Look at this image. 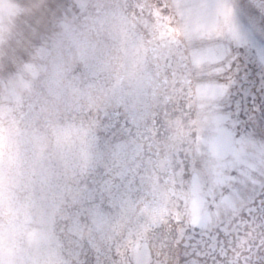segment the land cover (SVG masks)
Wrapping results in <instances>:
<instances>
[{"label": "snow or ice", "instance_id": "1", "mask_svg": "<svg viewBox=\"0 0 264 264\" xmlns=\"http://www.w3.org/2000/svg\"><path fill=\"white\" fill-rule=\"evenodd\" d=\"M101 3L79 47L105 100L0 109V264H264V0Z\"/></svg>", "mask_w": 264, "mask_h": 264}, {"label": "clouds", "instance_id": "2", "mask_svg": "<svg viewBox=\"0 0 264 264\" xmlns=\"http://www.w3.org/2000/svg\"><path fill=\"white\" fill-rule=\"evenodd\" d=\"M51 0H0V109L7 111L21 100L38 98L47 107L46 116L58 117L67 106H89L103 102L106 94L90 87L84 79L79 41L89 22L101 14V0H81L82 9L71 18L61 11L50 12ZM45 38V50L37 56L38 42ZM25 62L38 64L35 73L18 72ZM80 76L77 87L68 88L67 80ZM39 197L52 198L47 185L41 186ZM40 253L34 251L30 264H36ZM21 264V262H18ZM49 264H58L51 260Z\"/></svg>", "mask_w": 264, "mask_h": 264}]
</instances>
